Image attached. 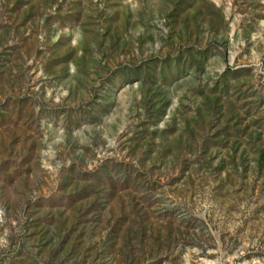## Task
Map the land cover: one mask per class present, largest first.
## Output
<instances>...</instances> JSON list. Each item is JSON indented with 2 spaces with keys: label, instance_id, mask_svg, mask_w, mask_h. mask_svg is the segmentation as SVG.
<instances>
[{
  "label": "rangeland",
  "instance_id": "374dc122",
  "mask_svg": "<svg viewBox=\"0 0 264 264\" xmlns=\"http://www.w3.org/2000/svg\"><path fill=\"white\" fill-rule=\"evenodd\" d=\"M0 264H264V0H0Z\"/></svg>",
  "mask_w": 264,
  "mask_h": 264
}]
</instances>
